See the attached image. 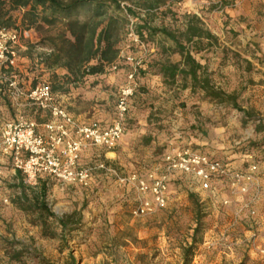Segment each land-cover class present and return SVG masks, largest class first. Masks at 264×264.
I'll return each mask as SVG.
<instances>
[{
	"label": "rangeland",
	"instance_id": "374dc122",
	"mask_svg": "<svg viewBox=\"0 0 264 264\" xmlns=\"http://www.w3.org/2000/svg\"><path fill=\"white\" fill-rule=\"evenodd\" d=\"M147 1H157L158 6L147 12ZM123 5L133 8L153 27H167L177 33L186 28L188 16H198L217 40L208 46L205 39L204 48L192 53L217 88L236 94L240 108L211 99L200 89H190L189 77L179 75L171 84L157 80L153 74L142 75L145 59L154 53L173 62L182 56L172 51L175 43L160 34L153 41H144L145 49L132 43L128 48L126 33L120 45L122 55L131 53L141 59L142 65L135 79L138 86L129 101L126 131L109 149L115 154L99 146L82 150L81 164L95 167L87 188L46 176L33 185L25 181L20 171H16L17 175L0 172V264H264V241L238 231L231 222L234 202L253 203L258 198L261 186L257 171L245 191L229 179H219L223 180V187L215 191V184L211 183L216 179L201 181L191 175L171 173L165 206L144 214L134 211L144 201L151 202L152 195L143 194L137 182L131 180L133 175L148 178L166 173L163 155L168 151H199L195 149L197 144L193 146L183 137L217 139L224 145L220 152L236 150L238 145L233 139L251 137L239 150L257 166V162L264 161V0H130ZM15 15L19 26L12 29H25L20 24L22 10ZM129 17L135 21L136 32L139 18ZM30 30V36L20 41V59L13 69L19 83L22 80L25 89H29L47 82L58 95L72 92L76 100L72 107L77 114L91 101L87 93L99 85L98 93L103 94L95 103L110 114L112 122L119 92L128 84L132 67L122 58L116 70L107 67L105 73L86 76L79 83L67 81L64 77L68 73L63 72L66 69H49L41 58L49 50L40 41L55 30ZM123 68L127 69L122 72ZM1 71L5 69L0 68ZM143 77L152 79L154 84L147 86ZM2 97L13 105L2 123L19 113L38 121L51 119L49 112L26 100L19 99L17 104L7 94ZM13 107L21 109L13 113ZM82 116L91 115L84 111ZM172 137L177 141L173 146L169 141ZM219 148L201 152L224 159L235 170H247L235 168L230 154L213 152ZM101 162L115 170L117 176L96 169ZM155 163L160 164V171L152 169ZM43 183L46 185L42 189ZM42 197L52 214L35 209ZM250 214V210L245 212ZM199 215L202 225L196 233ZM60 218L68 222L67 227L59 223ZM194 234L198 244L187 262L184 249L193 243Z\"/></svg>",
	"mask_w": 264,
	"mask_h": 264
},
{
	"label": "built area",
	"instance_id": "2783aa9c",
	"mask_svg": "<svg viewBox=\"0 0 264 264\" xmlns=\"http://www.w3.org/2000/svg\"><path fill=\"white\" fill-rule=\"evenodd\" d=\"M134 24L135 21L130 19L127 28L129 44L126 46L129 48L132 43L145 49L146 44L135 32ZM30 34V29H0V68L5 69L0 73V90L12 100L18 102L23 98L37 109L49 112L51 119L44 123L43 130L39 129L36 120L25 116H17L2 123L0 164L8 160L13 169L20 171L29 184L35 185L40 177L47 175L65 184L87 188L90 186L95 167L81 164L82 150L86 146L113 149L123 137L129 101L138 86L135 79L142 61L131 53L122 55L121 51L118 60L109 67L118 69L124 59L132 68L128 75V84L119 92L114 120L111 123L83 122L68 111L49 83L40 82L29 89L20 85L13 69L18 66L20 59V41L22 38H28ZM163 163L166 173L161 176L151 174L148 178L137 175L131 177L143 194L152 195L151 202L144 201L134 211L135 214H144L165 206L168 175L171 173L191 175L201 181L229 179L233 185H238L245 191L258 170L257 164L252 163L247 170L238 171L224 159L190 148L168 151L164 155ZM96 169L117 176V172L104 162L98 163Z\"/></svg>",
	"mask_w": 264,
	"mask_h": 264
},
{
	"label": "trees",
	"instance_id": "16d2710c",
	"mask_svg": "<svg viewBox=\"0 0 264 264\" xmlns=\"http://www.w3.org/2000/svg\"><path fill=\"white\" fill-rule=\"evenodd\" d=\"M128 1L130 0H0V29L19 26V18L15 15L18 10H22L20 24L25 26V29H54L53 33H47L40 41L48 46L49 50L43 53L41 58L49 69H66L68 75L64 78L67 81L79 83L86 76L105 73L107 67L118 60L121 42L130 24L129 16L132 15L139 18L136 32L142 41H153L155 36L160 34L175 43L173 52L181 54L182 59L179 62L165 60L159 63L160 72L167 83H175L179 75L184 79L189 77L193 89H200L211 99L240 108L236 94L217 88L205 66L197 61L192 53L204 48L205 39L208 46L213 40H217V37L203 26L198 16H188L186 28L177 33L167 27H153L147 19L137 15L133 8L123 5ZM144 6L147 12H152L158 4L157 1H147ZM79 14L84 17L81 18ZM45 176L40 177L38 183ZM45 185L43 183L42 189ZM191 196L194 198V195ZM43 197L38 200L35 209L52 214ZM197 222L196 233L202 225L200 215ZM59 223L64 228L68 226V222L63 218L59 219ZM197 244L194 234L193 243L184 249L187 262L194 255Z\"/></svg>",
	"mask_w": 264,
	"mask_h": 264
},
{
	"label": "crops",
	"instance_id": "0c3cea01",
	"mask_svg": "<svg viewBox=\"0 0 264 264\" xmlns=\"http://www.w3.org/2000/svg\"><path fill=\"white\" fill-rule=\"evenodd\" d=\"M152 47V44L150 43V48ZM153 52L155 51V48H152ZM157 56V57H155ZM151 58H149L148 60L145 59V64L142 66V75H147L149 77H152L153 75L156 76L157 80H160L161 82H166L164 76L162 75V73L160 72V68H159V63L162 61H165L164 58H162L161 56H158L157 53H154L152 56H150ZM181 59H176L174 60V62H179ZM125 69L127 68H123L121 69L122 72L125 71ZM2 72V71H1ZM0 72V73H1ZM23 72V71H22ZM64 73H68L67 70L63 71ZM63 73V74H64ZM153 74V75H152ZM142 82H146L148 85L147 86H151L153 85V81L150 78H142ZM93 80V79H90ZM22 87L23 86V82L21 80V84ZM25 88V87H24ZM101 87L96 86L93 88L92 92H88L87 93V98H89L91 101H89L90 103L87 104L84 107V111L85 113H90V118H85L82 116V113H84L83 110H81L82 112L77 114L76 112H74L76 110L75 107H72L74 103H76L75 100V95L72 92H65L60 94V98H62V102L65 103L68 111L78 120L83 121V122H91V121H103L105 123H110L111 122V116L109 113H105L104 109L101 108L97 102L95 103V101L100 100V96L103 93H98V89H100ZM190 89L192 88V85L190 86ZM2 94L4 95L5 93L2 92L0 90V125H2V120H4L7 115H8V111L9 108H11L13 105L8 104V102H6L4 100V98L2 97ZM23 99V98H22ZM88 99V100H89ZM23 101H25V99H23ZM23 104V107L26 106L24 102H21ZM20 103V104H21ZM17 104H19L17 102ZM90 105V106H88ZM71 106V107H69ZM15 109H17L18 111H20V107H13L12 111L14 113ZM26 108L23 109V112H25ZM17 116H25V117H29V115H25L22 113L16 114ZM7 119V118H6ZM32 119V118H31ZM36 120V119H34ZM38 125H39V129L43 130V126L44 123L46 121H48V119L46 120H42V121H38ZM251 137H240L238 140L233 139V143L236 145H238L236 147V150H230V151H225V152H220L222 151L223 148V143H220L217 139H212L211 137H183L184 140H187L190 144H197L198 146H196L195 149H198L199 151H207L208 149H211V147H216L219 148V146L221 148H219L217 151L216 149H214V153L216 154H220V153H228L230 154L229 159H233L231 164L235 167V168H239V169H248V167L252 164L251 162L247 161L246 159V155L239 150L240 149V145L243 144L245 141L249 140ZM170 144L173 146V144L175 142H177L175 140V137H172L170 140ZM171 146V147H172ZM207 146H209L210 148H208ZM232 146V145H231ZM83 152V151H82ZM109 154H115L114 152H109L106 151ZM212 152V153H213ZM264 154V151H263ZM83 153L81 154L82 157ZM164 156V155H163ZM160 159L162 160V156L160 157ZM159 159V160H160ZM237 159V160H236ZM245 162L247 163L246 165ZM258 163V170H257V181L260 183L261 186V192L258 195V198L256 199V201H254L253 203L249 200H237L236 202H234L233 205V210L235 212V214L233 215V217L231 218V222L233 221L236 225V229L238 231H242L244 232L246 235L249 236H257V240L260 241H264V161H260L257 162ZM160 164L159 163H155L152 165V168L154 171H160ZM8 169V171H7ZM0 172H10V174H18L12 167L11 163L8 160L3 161L0 164ZM147 173V170H146ZM223 180H217L212 182L211 184H215L214 188L215 191H218V189H220V187H223ZM227 184V182H226ZM254 190V189H253ZM250 194V193H249ZM254 194V192H253ZM252 194V195H253ZM231 205V206H232ZM231 210V211H233ZM251 212L250 215H245V212L249 211ZM247 216V219L245 220L244 217ZM261 243V242H260ZM261 245H263L261 243Z\"/></svg>",
	"mask_w": 264,
	"mask_h": 264
}]
</instances>
